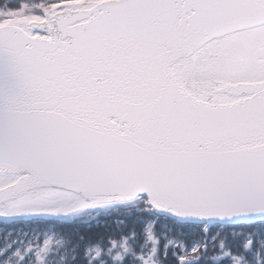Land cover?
Instances as JSON below:
<instances>
[{
    "label": "snow or ice",
    "instance_id": "obj_1",
    "mask_svg": "<svg viewBox=\"0 0 264 264\" xmlns=\"http://www.w3.org/2000/svg\"><path fill=\"white\" fill-rule=\"evenodd\" d=\"M0 218V264H264V0H0Z\"/></svg>",
    "mask_w": 264,
    "mask_h": 264
},
{
    "label": "trees",
    "instance_id": "obj_2",
    "mask_svg": "<svg viewBox=\"0 0 264 264\" xmlns=\"http://www.w3.org/2000/svg\"><path fill=\"white\" fill-rule=\"evenodd\" d=\"M93 215L84 218L83 220H78L75 222H65L59 225V227L70 233H89L96 234L106 230V225H112L115 219L114 213H107L104 210H93ZM43 223H37L35 221L21 220L18 219L15 222L5 221L0 218V229L1 231L8 230H38L43 228Z\"/></svg>",
    "mask_w": 264,
    "mask_h": 264
},
{
    "label": "rangeland",
    "instance_id": "obj_3",
    "mask_svg": "<svg viewBox=\"0 0 264 264\" xmlns=\"http://www.w3.org/2000/svg\"><path fill=\"white\" fill-rule=\"evenodd\" d=\"M36 231H37V230H32V231H31V230H30V231H26V230H24V231L20 230V231H19V230H18V231L15 232V233H28L29 236H31L32 233H35ZM7 233H12V231H11V232H10V231H9V232H6L5 234H7ZM4 236H5V235H4ZM4 236H3V237H4ZM3 237H1L0 239H2ZM37 242L39 243L40 241L37 240ZM32 246L35 247V244H33Z\"/></svg>",
    "mask_w": 264,
    "mask_h": 264
}]
</instances>
